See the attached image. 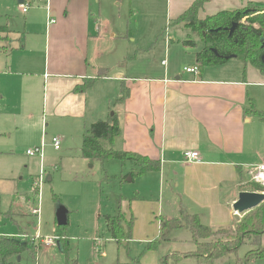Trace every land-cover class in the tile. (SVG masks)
<instances>
[{
	"label": "crops",
	"instance_id": "0c3cea01",
	"mask_svg": "<svg viewBox=\"0 0 264 264\" xmlns=\"http://www.w3.org/2000/svg\"><path fill=\"white\" fill-rule=\"evenodd\" d=\"M135 1L141 5L135 6ZM158 1L23 0L29 8L26 13L17 9L22 15L21 32L5 27L1 34L0 53L7 63L0 69V99L21 111L24 124L39 125L34 135L43 132L44 123L57 125L56 133L65 142L67 136L80 134L113 109L120 134L110 147L158 162L159 171L152 173L158 175L162 189L166 185L186 202L180 205L202 224L228 227L237 216L232 204L239 192L246 191L240 185L264 164V120L251 111L264 113V75L245 62L198 68L197 75L186 73L184 68L196 66L197 45L188 54L191 63L182 69L167 67L158 75L143 77L132 66L131 75H125L126 40L133 43L134 55L147 45L137 43L141 34L136 30L133 36L129 30L122 33L121 15L127 4L130 15L135 13L132 18L140 17V12L155 14ZM194 1L163 0L164 23L174 24L178 33L188 32L176 20ZM249 4H264V0H207L197 18ZM89 80L93 83L76 90ZM40 89L42 109L33 117L30 105ZM188 151L196 152L198 161L185 162L182 154ZM10 208L5 218L14 224L18 217H36L29 212L14 215ZM177 212L164 217L177 218Z\"/></svg>",
	"mask_w": 264,
	"mask_h": 264
},
{
	"label": "rangeland",
	"instance_id": "374dc122",
	"mask_svg": "<svg viewBox=\"0 0 264 264\" xmlns=\"http://www.w3.org/2000/svg\"><path fill=\"white\" fill-rule=\"evenodd\" d=\"M134 4L141 5L139 1ZM18 8L17 0H0V27L21 32L23 22ZM129 12L132 9L127 4L121 15L122 33L129 30V34L133 36L136 30L137 34H141L137 37V43L147 45L148 48L136 55L131 54L134 50L133 43L126 40L128 58L123 62L125 75H131L132 66L143 77L158 75L167 67L182 69L191 63L188 54L194 52L193 47L182 44L186 39L196 43L198 50L201 49L202 42L195 33L183 31L181 34L173 30L174 24L170 26L169 23H164L163 0L158 1L155 14L140 12V17H134L137 19L134 23L132 15L135 13L130 15ZM178 39L182 41L178 42ZM129 41H132V37ZM166 46L170 47L169 52ZM6 63L7 58L0 53V69ZM227 63L230 66L241 65L243 61L235 57L223 64ZM2 87L3 79L0 76V96ZM42 93L43 90L40 89L31 98L33 103L30 111L33 117L39 116L41 112ZM113 113V109L103 113L102 120L106 121ZM38 127L39 125L34 127L24 124L21 111L6 106L0 99V236L12 237L19 234L18 238L30 243L32 250L21 254L19 260L16 257L14 260L17 263L71 264L76 261V264H163L166 259L167 264H241L249 250L247 246H242L236 255H228L212 263L186 258L187 254L193 252L194 245L190 241L189 232L184 228L173 231L167 240L156 244V250H148L150 242L158 241L156 237L159 234L160 218L170 211L175 214L177 206L179 215L181 209L186 210V202H182L166 185L162 189L156 173L136 175L138 169L129 163L107 160L101 164L82 159L79 150L85 131L67 136L65 142L56 133L57 125L48 126V123H44L41 126V129L44 128L43 132L34 135L39 131ZM58 137L61 138V145L60 150L56 151L52 139ZM35 147L43 149V159L25 155L27 150ZM130 174H133V178ZM249 182L252 183L251 178ZM57 204L68 211V224L63 227L65 252L60 251L59 240L51 247H46L40 241L41 238L57 237ZM119 205L122 213H126V219L129 215L132 217V228L129 238L117 244L106 231L104 217H115ZM8 206H11L10 212L14 215L29 212L33 217L35 215L32 210L35 208L38 215L35 218L18 217L14 224L5 218ZM262 242L264 247V238ZM37 246L40 250L34 257ZM252 264H264V258L257 259Z\"/></svg>",
	"mask_w": 264,
	"mask_h": 264
},
{
	"label": "trees",
	"instance_id": "16d2710c",
	"mask_svg": "<svg viewBox=\"0 0 264 264\" xmlns=\"http://www.w3.org/2000/svg\"><path fill=\"white\" fill-rule=\"evenodd\" d=\"M207 0H195L190 8L184 12L176 23L191 33H195L202 42L201 49L195 53V63L200 69L222 65L227 57L234 56L243 62L254 66L264 75V4H249L244 9L222 11L216 15L199 20L198 11ZM245 18V19H244ZM245 20V21H244ZM235 23L236 27L229 36V29ZM218 30V31H214ZM6 31L0 27L1 34ZM184 46L196 47L191 40L182 41ZM93 83L87 81L76 90H81ZM123 91V88H122ZM264 120V113L251 110ZM120 134V126L116 115L112 114L106 121L98 120L90 124L82 135L80 157L89 162L115 160L121 164L130 163L138 169L136 175L158 172L160 165L156 161L145 157L113 150L110 145ZM133 178V174H130ZM240 190L264 193V188L257 184L246 182ZM115 217H104L105 228L110 238L117 244L129 238L132 228V217L126 219L120 205ZM186 229L190 234V241L194 245L193 252L186 258H196L212 263L228 255H236L242 246L249 250L245 253L241 264H252L255 260L264 258V248L261 239L264 235V201L255 209L242 215H237L233 223L224 228H211L202 224L196 215H190L181 209L177 218L161 217L159 221L158 241L148 244L147 249L156 250V244L168 239L173 231ZM63 230V231H62ZM55 234L61 244V251H66L63 227L56 226ZM31 251V244L15 237L0 236V264H20L14 259L21 254ZM37 251L34 252V256ZM31 257V256H30ZM33 258V257H32ZM177 261V260H176ZM71 264H76L72 261ZM163 264H167L164 259Z\"/></svg>",
	"mask_w": 264,
	"mask_h": 264
},
{
	"label": "built area",
	"instance_id": "2783aa9c",
	"mask_svg": "<svg viewBox=\"0 0 264 264\" xmlns=\"http://www.w3.org/2000/svg\"><path fill=\"white\" fill-rule=\"evenodd\" d=\"M18 7L22 11V13H26L28 8H29V6L25 3L18 4ZM51 22H53V21H51ZM184 72L197 75L198 74V67L192 66V67L184 68ZM60 143H61V141H60L59 137L52 139V145H53L55 150H58L60 148ZM26 155L30 156V157H35V156L36 157H42L43 149L37 147V148H33L31 150H27ZM182 157H183L184 161L188 162V163L198 161V154L196 152H189V151L184 152L182 154ZM251 181H252V183L257 184L258 186L264 188V164L258 166L256 168V170L252 172ZM32 214L37 217L38 210L36 208L33 209ZM57 239H58L57 237H55V238L46 237V238H41L40 241L46 247H50V246L55 245V242Z\"/></svg>",
	"mask_w": 264,
	"mask_h": 264
},
{
	"label": "water",
	"instance_id": "95a60500",
	"mask_svg": "<svg viewBox=\"0 0 264 264\" xmlns=\"http://www.w3.org/2000/svg\"><path fill=\"white\" fill-rule=\"evenodd\" d=\"M23 3V0H18V4ZM236 24L233 23L229 31V36L235 29ZM218 31V30H214ZM234 58V56L227 57L226 60ZM264 201V193L241 191L237 195L236 201L232 204V210L237 215H242L258 207ZM55 220L58 227H65L68 224V211L61 204H57L55 208ZM58 244V243H57ZM19 260V257L17 258Z\"/></svg>",
	"mask_w": 264,
	"mask_h": 264
}]
</instances>
